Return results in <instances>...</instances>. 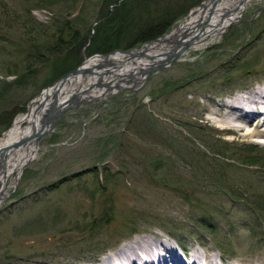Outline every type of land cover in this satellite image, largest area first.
I'll list each match as a JSON object with an SVG mask.
<instances>
[{
  "label": "rangeland",
  "instance_id": "rangeland-1",
  "mask_svg": "<svg viewBox=\"0 0 264 264\" xmlns=\"http://www.w3.org/2000/svg\"><path fill=\"white\" fill-rule=\"evenodd\" d=\"M45 1L0 0V82L23 75L19 86L0 87V109L20 110L0 139L63 75L52 78L50 66L26 68L30 41L56 38L52 25L82 7L88 39L101 3ZM82 48L78 66L94 54ZM263 79L259 0L205 47L186 50L140 88L66 110L0 206V264H73L142 228L184 245L202 242L223 255L264 253V148L213 128L207 118L215 117L213 100H229L248 81Z\"/></svg>",
  "mask_w": 264,
  "mask_h": 264
},
{
  "label": "bare ground",
  "instance_id": "bare-ground-1",
  "mask_svg": "<svg viewBox=\"0 0 264 264\" xmlns=\"http://www.w3.org/2000/svg\"><path fill=\"white\" fill-rule=\"evenodd\" d=\"M258 1L204 0L156 40L127 52L92 55L82 62L79 72L43 89L28 108L14 118L0 139V206L24 167L38 157L41 137L66 110L89 101L104 100L122 89L140 88L152 67L161 62L169 63L184 45L187 46L182 53L205 47L229 25L236 23L249 5ZM181 57L182 54L178 59ZM255 82L248 81L237 88L241 89V94L236 93L229 100H213L215 117L207 118L213 128L232 132L236 139H249L262 149L264 79ZM194 243L189 239L184 245V241L161 237L154 230L142 228L126 237L119 236L103 252L83 256L73 264H264V253L260 251L223 255L220 249L204 247L202 242Z\"/></svg>",
  "mask_w": 264,
  "mask_h": 264
},
{
  "label": "trees",
  "instance_id": "trees-1",
  "mask_svg": "<svg viewBox=\"0 0 264 264\" xmlns=\"http://www.w3.org/2000/svg\"><path fill=\"white\" fill-rule=\"evenodd\" d=\"M84 1L81 0L79 4L84 3ZM199 1L122 0L120 6L116 7L112 14L108 9L100 8V12L108 18L105 20V24L100 23L95 27V32L92 35L90 46L86 48V53H106L111 50V47L117 45L122 49H129L142 42L154 39L162 35L177 17L183 15L188 8L198 4ZM84 10V7H82L81 11L73 17L52 25L58 29L56 38L51 34L41 40L40 43L37 40L35 42L30 41V48L25 51L24 61L28 64L26 68L31 65L37 71L36 67L50 66L52 78L75 68L80 61V50L90 30L88 21L84 18ZM66 16H70V14H66ZM112 31L117 34H113ZM132 39H135V41L131 44ZM128 40L129 42H127ZM26 58H30L31 62H27ZM22 77L23 75L15 77L11 83H6L3 80L0 82V87L3 84H16V86H19L20 84L17 82H20ZM19 111L18 109H11L8 112L2 108L0 109V132L10 125L13 117ZM248 165L254 164L250 163ZM105 178H107L106 175ZM203 222L204 228L211 226L206 220L205 222L208 225Z\"/></svg>",
  "mask_w": 264,
  "mask_h": 264
},
{
  "label": "water",
  "instance_id": "water-1",
  "mask_svg": "<svg viewBox=\"0 0 264 264\" xmlns=\"http://www.w3.org/2000/svg\"><path fill=\"white\" fill-rule=\"evenodd\" d=\"M186 46H187V45H184L181 49L177 50L176 54H174V55H176V56H174L173 58H171V60H170L169 63H167V62H161V63L157 64L156 66L152 67V68L148 71L146 77H148V76H149L151 73H153L154 71L159 70V69L162 68V67H166V66L170 65L173 61L177 60V59H178V56L182 53L183 49H184ZM113 51L127 52L128 50H120V49H116V50H113ZM113 51H111V52H109V53H107V54H105V55H108V54L112 53ZM172 56H173V55H172ZM80 67H81V65H79L78 67L74 68L73 70H71V71L65 73V74L62 75L59 79H57L56 81H54L51 85H49V86L46 87V88H49V87H53V86H55V85H56L55 83L63 82V81H64V80H65L70 74H75V73L79 72V71L81 70ZM88 70H89V69H88ZM54 84H55V85H54ZM44 89H45V88H44Z\"/></svg>",
  "mask_w": 264,
  "mask_h": 264
},
{
  "label": "flooded vegetation",
  "instance_id": "flooded-vegetation-1",
  "mask_svg": "<svg viewBox=\"0 0 264 264\" xmlns=\"http://www.w3.org/2000/svg\"><path fill=\"white\" fill-rule=\"evenodd\" d=\"M101 3L99 4V9L97 12V19H96V26L100 23H104L105 20L108 18V16H106L104 13L100 12V8H106L110 11V14L113 13L114 9L118 6H120L121 2H119V0H101ZM105 24V23H104ZM113 34H117L115 32L112 31ZM116 40V39H115ZM119 40V39H118ZM135 41V39H132L130 42L131 44ZM129 42V40L127 41ZM117 45V44H114ZM115 48H120L117 46L111 47V49H115Z\"/></svg>",
  "mask_w": 264,
  "mask_h": 264
}]
</instances>
